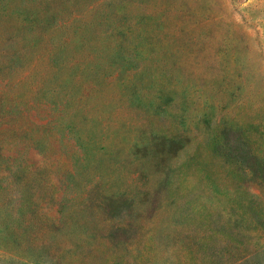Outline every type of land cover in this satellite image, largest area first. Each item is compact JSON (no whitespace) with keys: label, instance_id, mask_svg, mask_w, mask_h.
Wrapping results in <instances>:
<instances>
[{"label":"rangeland","instance_id":"374dc122","mask_svg":"<svg viewBox=\"0 0 264 264\" xmlns=\"http://www.w3.org/2000/svg\"><path fill=\"white\" fill-rule=\"evenodd\" d=\"M0 152V264H264V0H0Z\"/></svg>","mask_w":264,"mask_h":264},{"label":"trees","instance_id":"16d2710c","mask_svg":"<svg viewBox=\"0 0 264 264\" xmlns=\"http://www.w3.org/2000/svg\"><path fill=\"white\" fill-rule=\"evenodd\" d=\"M59 11L61 12V14L60 15H56L55 14V16H54V18L52 20L53 23H57L59 26H62L64 29H66V28H72V26H73V29H74L75 28V25H74L75 18H73L74 15H75L74 10H72L71 12L68 11V14H64L65 13L64 12L65 11L64 9H60ZM62 15L63 16L66 15L65 18L62 19V20L61 19L58 20L60 17H62ZM37 29H38V27H37ZM46 33L48 34L47 31H46ZM47 34L44 35V36H42L43 37V41H44L43 44H45V42L47 41ZM14 42H15V40H14ZM4 52H7V51H4ZM54 53L51 54V57H53ZM2 153L3 152H0V158H3V154Z\"/></svg>","mask_w":264,"mask_h":264}]
</instances>
